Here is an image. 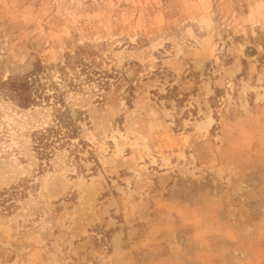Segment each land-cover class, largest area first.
Masks as SVG:
<instances>
[{
    "label": "rangeland",
    "instance_id": "374dc122",
    "mask_svg": "<svg viewBox=\"0 0 264 264\" xmlns=\"http://www.w3.org/2000/svg\"><path fill=\"white\" fill-rule=\"evenodd\" d=\"M0 264H264V0H0Z\"/></svg>",
    "mask_w": 264,
    "mask_h": 264
},
{
    "label": "trees",
    "instance_id": "16d2710c",
    "mask_svg": "<svg viewBox=\"0 0 264 264\" xmlns=\"http://www.w3.org/2000/svg\"><path fill=\"white\" fill-rule=\"evenodd\" d=\"M39 75V74H38ZM39 82L38 76H26L22 78H13L10 87V93L17 99V102L22 107H30L38 101V92L36 91V84ZM61 113V112H60ZM58 113L55 125L38 131L34 134L35 147L38 149H47L52 144H55V138L59 133H63L70 138L69 135L75 136L77 132L73 130L70 121L71 118L65 113Z\"/></svg>",
    "mask_w": 264,
    "mask_h": 264
}]
</instances>
